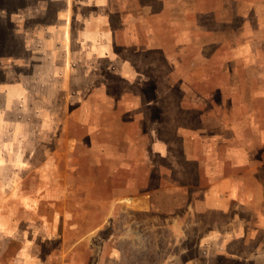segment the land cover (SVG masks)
Wrapping results in <instances>:
<instances>
[{"label":"rangeland","instance_id":"1","mask_svg":"<svg viewBox=\"0 0 264 264\" xmlns=\"http://www.w3.org/2000/svg\"><path fill=\"white\" fill-rule=\"evenodd\" d=\"M112 2L0 0V257L264 264V0Z\"/></svg>","mask_w":264,"mask_h":264},{"label":"crops","instance_id":"2","mask_svg":"<svg viewBox=\"0 0 264 264\" xmlns=\"http://www.w3.org/2000/svg\"><path fill=\"white\" fill-rule=\"evenodd\" d=\"M93 6L97 8L98 7L102 8L103 10L101 14L102 16L101 19L103 20L102 26H105V27H103L101 31L105 39H111V33L113 32V30L112 29L110 30L111 28L110 21H109L108 14L106 13L105 10L111 9V7L114 6L112 0H102V3H99L96 0H93ZM245 201H248V198H246ZM6 215H7L6 216L7 222L0 224V227L2 228V231L4 232L6 236L10 237L11 240H16V237H14L13 235L17 234L18 228L13 220V213L8 212L7 210ZM46 227H49V225H43L41 227L37 226L35 229L37 234H39V236L40 235L41 237L44 236V239L41 240L42 242L46 240L45 235H44L47 232ZM53 227L55 228V226ZM21 246H24L22 241H21ZM79 263L86 264V263H81V261L77 259L73 260L71 256L56 257V256H51V255L48 256L45 254H40V255L28 254L27 249L25 248L22 250H19L18 252H16V254H14L13 256H10L9 258L5 256L0 257V264H79Z\"/></svg>","mask_w":264,"mask_h":264}]
</instances>
